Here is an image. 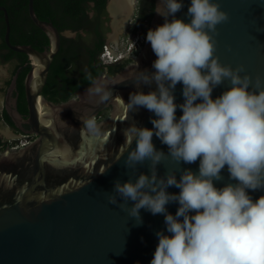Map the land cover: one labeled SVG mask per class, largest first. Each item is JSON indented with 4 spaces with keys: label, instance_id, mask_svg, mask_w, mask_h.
I'll return each mask as SVG.
<instances>
[{
    "label": "water",
    "instance_id": "95a60500",
    "mask_svg": "<svg viewBox=\"0 0 264 264\" xmlns=\"http://www.w3.org/2000/svg\"><path fill=\"white\" fill-rule=\"evenodd\" d=\"M190 3L191 0H184L176 18L190 21L187 15ZM219 3L229 13V19L217 25L216 55L225 65H243L255 83L257 76L264 77V0H219ZM157 6L166 10L164 0H155V10ZM107 9L112 24L106 35L109 45L123 40L131 25V0H109ZM0 10L5 16L7 46L27 54L31 64L25 78L29 117L22 116L11 98L18 72L6 96V111L16 127L21 128L24 122L30 126L27 135H37L24 147L7 148L0 153V264H150L159 242L156 233L166 229L164 215L141 209L143 223L138 224L126 210L110 203L109 196L117 179L126 182L135 180L141 172H150V161L138 164L134 173L125 166V159L126 130L136 123L140 127H153V112L143 107L136 111L127 104L131 93L139 90L147 93L156 88L153 83L138 89L136 81L129 79L139 70L155 71L152 64L157 57L151 43L146 39L140 50L136 47L139 52L117 74L104 73L96 78L94 82L102 84L125 80L110 86L112 94L107 100L101 102L86 94L93 82L69 100L55 103L42 91L61 49L62 35L72 37L71 31L60 32L53 22L40 19L34 0H29V15L48 35L50 47L39 50L29 44L14 45L7 8L0 6ZM164 23L165 17L154 11L149 30ZM106 45L100 55L103 61ZM12 68L11 63L0 60V80L8 78ZM228 83L217 86L213 97L228 90ZM182 91L181 82L174 90L178 104L184 101ZM39 101L44 110L39 109ZM3 103L0 94V131L9 135L1 119ZM108 107H112L109 117L96 122V130L89 129L87 121L97 118ZM180 115L182 110L178 108L177 118ZM153 141L158 149L167 152V145L155 135ZM198 166L199 160L183 165L194 171ZM179 167L167 160L158 166V174ZM222 172L224 179L217 182L218 186L229 182L226 168ZM168 191L180 190L171 186ZM249 192L253 199L264 195V190ZM133 203L129 201V206ZM167 207L175 214L179 205L171 202Z\"/></svg>",
    "mask_w": 264,
    "mask_h": 264
},
{
    "label": "clouds",
    "instance_id": "9594fccd",
    "mask_svg": "<svg viewBox=\"0 0 264 264\" xmlns=\"http://www.w3.org/2000/svg\"><path fill=\"white\" fill-rule=\"evenodd\" d=\"M164 5L165 11L159 6L155 11L165 23L146 37L157 57L155 71L139 70L129 78L138 89L156 85L147 93H131L127 102L130 109L154 113L152 128L136 123L126 130L125 166L135 173L138 164L150 161V172L117 179L109 201L138 224L141 209L164 215L166 229L156 233L150 264H264V195L253 199L249 192L264 190V77L253 83L243 65H225L216 55L217 25L229 19L219 0H191L189 22L175 15L184 0H164ZM123 42H117V53L124 52ZM123 81H96L86 94L103 102L112 94L110 86ZM225 81L228 90L214 98V89ZM181 82L184 101L178 104L174 90ZM87 126L96 130L95 119ZM154 135L167 152L156 147ZM167 160L180 167L159 175L158 166ZM197 160L198 170L183 167ZM225 168L229 182L218 186ZM171 186L180 191L169 192ZM171 202L179 205L175 214L168 210Z\"/></svg>",
    "mask_w": 264,
    "mask_h": 264
},
{
    "label": "trees",
    "instance_id": "16d2710c",
    "mask_svg": "<svg viewBox=\"0 0 264 264\" xmlns=\"http://www.w3.org/2000/svg\"><path fill=\"white\" fill-rule=\"evenodd\" d=\"M8 5L10 12L12 44H29L39 50L50 47L48 35L40 29L31 19L28 11L29 0H14ZM19 1V2H18ZM93 4V5H91ZM22 5L25 12L18 13ZM108 0H34V8L40 19L53 22L60 32L65 30L80 31L89 29L92 32L91 44L83 40L80 34L77 37L62 35V45L59 53L55 56L48 75L43 94L49 100L59 103L74 97L77 92L91 85L98 76L108 70V76L120 72L132 59H127L119 64H108L103 67L99 55L107 43L106 32L109 27H104L102 17L107 15ZM17 6H19L17 8ZM90 11L94 16L90 17ZM155 11V0H140L136 30L152 20ZM149 25L145 27L147 35ZM5 18L0 17V60L8 62L17 60L12 69V77L18 72L19 110L27 113V102L24 80L31 68L27 54L12 50L7 46L5 35ZM147 37V36H146ZM137 51H135V54ZM11 79L7 81V85ZM106 116V115H102ZM4 118L13 125L10 115L4 111ZM3 142L0 139V145Z\"/></svg>",
    "mask_w": 264,
    "mask_h": 264
},
{
    "label": "flooded vegetation",
    "instance_id": "af4514ba",
    "mask_svg": "<svg viewBox=\"0 0 264 264\" xmlns=\"http://www.w3.org/2000/svg\"><path fill=\"white\" fill-rule=\"evenodd\" d=\"M13 2H15V1L14 0H0V6H5L7 8L8 14H10V12L8 10V5L9 4H12ZM133 2H134V0H133ZM138 3L140 4V0H138ZM91 5H93V4H91ZM18 7L19 6H17V8ZM20 8L21 9L18 10L19 11L18 13H20V15H23V12H25V10H22L23 9L22 5H20ZM138 10H139V8H138ZM106 11H107V15L103 16L102 19H103V25H104V27H109V30L106 32V35H107V33L112 30V24L110 23V17H109V11H108V9ZM89 14H90V17H93L94 16V12L93 11H90ZM2 16L5 18L4 11L3 10H0V17H2ZM9 18H10V15H9ZM137 18H138V15H137ZM136 24H137V19H136L135 26L133 27V30H136V28H135L136 27ZM147 25L150 26V23L147 24V22H145L143 24V27L142 28H139L137 31H140V33H145L146 32L145 27H147ZM70 31L72 33V37H77V35L80 34L82 36L83 40L87 41V42H84L85 44H89V45L91 44V41L93 39L92 34H91L92 32H90L91 30H89V29H82V30H80L78 32L72 31V30H70ZM0 42H1V36H0ZM139 50L137 51V53L139 52ZM101 53H100V55H101ZM136 54H131L128 59H132L133 60V58H134V56ZM100 55H99L100 63L102 64L103 67H106L108 64L104 63V61L100 58ZM8 62L11 63L13 65V67H14L15 64H16V62H17V60L8 61ZM119 63L120 62L115 63V64H119ZM104 73L108 74V70H106ZM13 77H12V70H11L10 76L8 78H5L4 80H0V94H2L3 100H4L3 108H2V113H1V119L4 121V123H5L6 127H7L6 130L9 132V135H8L5 131H0V139L3 142L0 145V153L2 151H4L5 149H7V148H9V149H18V148H14V146H16L20 141H22L26 137V135L28 134L27 131L30 129V126L28 124L24 123V122L21 123V128H19V127H16L14 125V123H13V125L12 124H9L6 121V119L4 118V111L7 112L6 111V96L8 95V90H10V88H11V82L13 80ZM9 79H11V81L7 85L6 83H7V81ZM17 80H18V78H17ZM24 86H25V80H24ZM42 94H43V91H42ZM19 95H20V91H19V88H18V83H16V87H13L12 94H11V98L14 99V102L16 103V106H17L18 110H19V107H18V104H19ZM26 102H27V100H26ZM15 103L12 104V105L15 106ZM27 109H28V106H27ZM111 109H112V107H108V108L104 109L103 111H101L100 114H99V116L97 118H94L95 121L96 122H102L103 120H106L109 117V115H110ZM21 114H22V116L25 119L29 117L28 112L27 113H22L21 112ZM102 115H106V116L104 117ZM29 134H30V137H29L28 141H30V143H32L37 138V135L36 134H33V133H29Z\"/></svg>",
    "mask_w": 264,
    "mask_h": 264
},
{
    "label": "built area",
    "instance_id": "2783aa9c",
    "mask_svg": "<svg viewBox=\"0 0 264 264\" xmlns=\"http://www.w3.org/2000/svg\"><path fill=\"white\" fill-rule=\"evenodd\" d=\"M132 35V36H131ZM128 39H126V42L124 45V52L117 53V50L119 49L118 43H112L109 45H106V52H105V63H113L119 61L122 57L128 56L135 53V48H142V44H144L145 41V34H139L132 33ZM134 37V38H133ZM30 135H27L22 141H20L14 148H21L30 143L28 141Z\"/></svg>",
    "mask_w": 264,
    "mask_h": 264
},
{
    "label": "rangeland",
    "instance_id": "374dc122",
    "mask_svg": "<svg viewBox=\"0 0 264 264\" xmlns=\"http://www.w3.org/2000/svg\"><path fill=\"white\" fill-rule=\"evenodd\" d=\"M138 8H139V3H138V0H134L133 2V10L131 11V25L124 37L123 40L119 41V43H122L123 41L126 42V39H128V37L132 34V33H139V31L135 32L133 30V27L135 26V23H136V19H137V15H138ZM132 36V35H131ZM134 38V37H133ZM145 41H146V38H145ZM144 41V43H145ZM141 49V48H140Z\"/></svg>",
    "mask_w": 264,
    "mask_h": 264
},
{
    "label": "bare ground",
    "instance_id": "6f19581e",
    "mask_svg": "<svg viewBox=\"0 0 264 264\" xmlns=\"http://www.w3.org/2000/svg\"><path fill=\"white\" fill-rule=\"evenodd\" d=\"M132 10H133V0H131V11ZM39 109L44 110V106L42 105L41 101H39Z\"/></svg>",
    "mask_w": 264,
    "mask_h": 264
}]
</instances>
